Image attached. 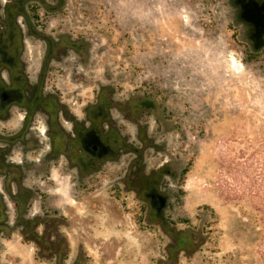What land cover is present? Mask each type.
<instances>
[{
	"label": "rangeland",
	"instance_id": "obj_1",
	"mask_svg": "<svg viewBox=\"0 0 264 264\" xmlns=\"http://www.w3.org/2000/svg\"><path fill=\"white\" fill-rule=\"evenodd\" d=\"M20 1L30 83L107 153L21 157L0 264H264V0Z\"/></svg>",
	"mask_w": 264,
	"mask_h": 264
},
{
	"label": "flooded vegetation",
	"instance_id": "obj_2",
	"mask_svg": "<svg viewBox=\"0 0 264 264\" xmlns=\"http://www.w3.org/2000/svg\"><path fill=\"white\" fill-rule=\"evenodd\" d=\"M4 2L5 7L0 12V190L17 191L16 196H19V193L27 191L24 181L26 174L22 170L26 159L21 157L35 154L42 147V136L50 139L51 151L48 154L52 157L58 154L59 139L60 143L68 144L66 148L70 157L77 152L87 156H102L107 153V145L101 139V133L106 138L107 132H100L103 122L99 114L92 115L89 110L87 116L90 121H75L66 106L60 105L57 99L54 103L48 97L53 96L52 93L44 95L45 73L39 75L37 83H30L22 59L25 47L23 34L17 20V16L22 14L17 12L21 1ZM28 4L33 25L41 27L40 8L37 3ZM16 125L19 128L9 130ZM18 144L25 154L16 151ZM28 151L31 152L28 154ZM17 205L16 202L15 208L18 210ZM21 223L22 229H27L26 235L35 237L33 228L27 222Z\"/></svg>",
	"mask_w": 264,
	"mask_h": 264
},
{
	"label": "crops",
	"instance_id": "obj_3",
	"mask_svg": "<svg viewBox=\"0 0 264 264\" xmlns=\"http://www.w3.org/2000/svg\"><path fill=\"white\" fill-rule=\"evenodd\" d=\"M64 188H65V187H63V186H62V188H61V189H63V190H64ZM61 189H60L59 191H62ZM56 192H58V191H56ZM60 193H61V192H60Z\"/></svg>",
	"mask_w": 264,
	"mask_h": 264
}]
</instances>
